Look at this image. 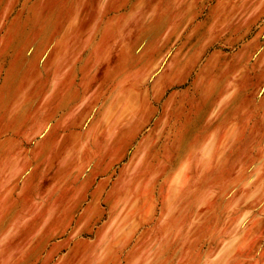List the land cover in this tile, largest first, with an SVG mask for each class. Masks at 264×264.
I'll return each instance as SVG.
<instances>
[{
	"label": "rangeland",
	"instance_id": "obj_1",
	"mask_svg": "<svg viewBox=\"0 0 264 264\" xmlns=\"http://www.w3.org/2000/svg\"><path fill=\"white\" fill-rule=\"evenodd\" d=\"M0 264H264V0H0Z\"/></svg>",
	"mask_w": 264,
	"mask_h": 264
}]
</instances>
